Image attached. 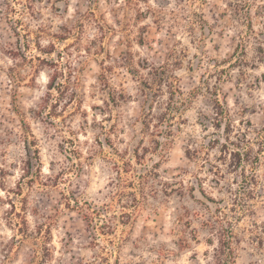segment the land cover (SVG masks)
<instances>
[{
    "label": "rangeland",
    "instance_id": "rangeland-1",
    "mask_svg": "<svg viewBox=\"0 0 264 264\" xmlns=\"http://www.w3.org/2000/svg\"><path fill=\"white\" fill-rule=\"evenodd\" d=\"M63 25L75 28L66 41L53 36L62 33ZM39 41L54 42L62 52L59 57L43 56L59 59L65 75L60 81L67 78L82 97V108L74 115L69 111L75 104L65 106L71 90L57 107H51L52 99L47 108L40 107L53 71L41 66L34 73V64L25 60V55L39 54ZM167 63L190 100L158 172L185 193L166 195L151 180L157 192L132 218L119 212L115 234H106V218L119 211L118 202L109 213L102 210L101 218L85 216L92 214L91 206L102 207L117 191L109 159L117 156L108 146L107 133L95 125L103 115L92 109L103 106L106 98L102 76L126 95L125 101L117 95L121 102L105 128L117 121L122 130L110 134L132 160L139 138L129 120L142 113L141 79L149 77L151 65ZM215 91L236 125L250 120L254 127L264 126V0H0V264H194V255L205 264L213 252L208 243L212 235L193 215L199 204L188 189L202 178L209 193L228 197L224 188L237 177L219 160L216 148L193 158L186 153L215 136L212 127L205 130L200 124L202 114H213ZM158 100L166 102L167 95ZM26 127L38 140L44 175L60 174L53 185L27 183L28 177H22ZM213 164L221 167L224 177L210 170ZM137 166L139 171L148 167ZM256 173L258 195L251 200L255 214L240 223L235 264H264V157ZM72 191L83 207L85 201L91 205L80 210L70 200ZM253 220L260 224L257 236L248 230ZM181 238L190 246L180 248Z\"/></svg>",
    "mask_w": 264,
    "mask_h": 264
},
{
    "label": "trees",
    "instance_id": "trees-1",
    "mask_svg": "<svg viewBox=\"0 0 264 264\" xmlns=\"http://www.w3.org/2000/svg\"><path fill=\"white\" fill-rule=\"evenodd\" d=\"M81 25L80 22L79 26L81 27ZM60 28L63 29L62 33H55L53 36L61 41L69 39L75 29L73 26L68 27L66 25ZM14 32L17 33L18 31L15 29ZM17 34L20 35V33ZM40 34L37 33V36H40ZM28 46H30L29 43ZM35 46L39 54L27 57L25 55V60L34 64V73L39 72L41 66H48L53 71L49 74L47 91L42 99L41 109L47 108L51 99L55 100L51 107H57L60 99L65 98L66 93L71 90L69 96L65 99V106L75 104L73 109L69 111L70 115H74L76 111L82 108V97L76 88L79 81L74 82V88L76 89H71V82L67 81V78L60 81V77L65 75L64 70L62 71L59 68V59L43 56V54L51 56L53 53H56L57 57L61 56L62 52L56 51L54 42L49 45H42L39 41L35 43ZM18 50L20 51L19 48ZM36 61L39 63L37 66ZM147 69L149 77H142L140 86L142 113L133 121L129 120L130 125L135 130V137L139 138L138 143L132 149V160L127 159L124 152L118 149L110 134L122 130L119 124L116 123L117 121L112 123L109 129L105 128V121L113 120V109L119 106L121 102L119 97L122 98V101H125L126 95L111 86L106 76H102L101 81L103 82L104 91H106V98L103 99V106H92V109L95 111L100 110L99 114L103 115L102 120H95V125H98L107 133L108 146L114 150V154L117 156V158L115 156L109 158L116 170V177H114L113 182L116 183L117 191L111 195L110 201L105 202L102 207L91 206L92 214L85 213V216L91 220L97 214L101 218L102 210L109 213L110 209L116 208L115 204L118 202L119 211L111 213L106 218L105 222L110 223L106 234H115L113 224L116 222L119 212V216L123 218H132L147 203L148 196H153L157 192L158 189L151 180H156L162 186V190L166 195L177 193L182 196L185 193V188L180 186L175 189V183L162 180L158 169L168 156L176 132L180 131L184 123L183 113L190 98L185 97L183 89L176 85L177 75L174 74L169 63L160 66L151 65ZM70 74H72V71H70ZM107 86L108 89L105 88ZM164 86H166L165 89ZM54 91L58 96L54 94ZM196 91L194 90L193 93H196ZM164 94L167 95V101L163 103L158 98ZM213 94V97H211L213 114H202L200 124L205 130L212 127L214 129L212 135L215 136L205 144L200 142L198 147L194 149L188 148L186 153L188 157L193 158L198 155L202 156L210 148H216L220 152L219 160H225L224 163L230 168L229 172L237 174V177H232L227 187L224 188L229 194L228 197H217L209 193L202 178L197 179V185L193 182L188 190L191 198L199 204V209L194 210L193 215L199 220L204 229H207L212 236L216 237V242L212 236L208 240V243L213 246V252L205 264H235L238 256V228L241 221L245 219L244 217L255 214L254 204L251 200L255 198V195H258L257 186L259 181L256 170L264 157V126L261 128L254 127L250 120H241L239 125H236L225 102L220 99L216 91ZM55 96L57 98L53 99ZM159 102L161 109L156 111L155 104ZM34 114L41 116L39 111H35ZM48 114H51V112ZM27 128L23 130L24 132L22 131L26 151L22 177L23 179L25 176L28 177L27 183L38 182L44 186L53 185L60 178V174L44 175L41 168L38 140L33 132L27 130ZM147 138L149 144H146ZM97 141L104 147V143L100 139H97ZM125 154H128V152ZM147 159L153 161L152 165H146L145 161ZM137 165L148 167H145V171H139ZM214 169L215 171H213ZM210 170L224 177L219 165L213 164ZM21 182L18 183L19 189L23 186ZM234 184H237L238 187L233 188ZM220 185V180H216L215 186L219 187ZM70 200H74L80 210H85L88 205H91L88 201H85L84 203L87 206L83 207L80 197L76 196L73 191ZM120 222L126 223V221ZM248 230L252 236H257L254 234H259L260 224L253 220ZM250 238L253 239V237ZM177 244L180 248L190 246L188 239L185 238L179 239ZM193 260L194 264H203L197 255L193 256Z\"/></svg>",
    "mask_w": 264,
    "mask_h": 264
}]
</instances>
